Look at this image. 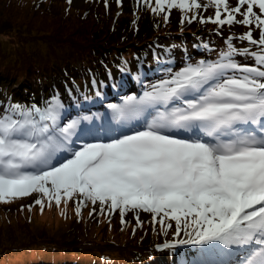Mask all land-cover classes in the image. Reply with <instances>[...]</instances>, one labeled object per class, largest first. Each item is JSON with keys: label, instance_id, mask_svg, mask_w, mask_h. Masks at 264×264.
Instances as JSON below:
<instances>
[{"label": "snow or ice", "instance_id": "6c2138e0", "mask_svg": "<svg viewBox=\"0 0 264 264\" xmlns=\"http://www.w3.org/2000/svg\"><path fill=\"white\" fill-rule=\"evenodd\" d=\"M144 2L165 22L178 9L182 24L247 26L238 39L250 47L229 37L215 59L168 67L109 103L101 124L55 94L0 109V203L38 194L41 211L74 202L78 217L90 203V215L127 226L131 213L137 227L146 213L165 236L174 222L158 251L198 248L185 264H264V0Z\"/></svg>", "mask_w": 264, "mask_h": 264}, {"label": "trees", "instance_id": "16d2710c", "mask_svg": "<svg viewBox=\"0 0 264 264\" xmlns=\"http://www.w3.org/2000/svg\"><path fill=\"white\" fill-rule=\"evenodd\" d=\"M56 3L55 12L50 5ZM204 27L210 51L180 18L165 22L164 15L154 14L144 0L139 4L122 0L114 8L91 5V9L74 8L62 0H0V41L4 35L13 43V48L0 45V109L11 103L40 106L52 97L53 85L70 92L73 85L84 89L91 108H97L98 92L108 99L113 95L108 76L119 93L126 94L131 85L125 84L128 79L141 80L142 73L160 68L163 62L215 59L227 40L210 32L221 27L212 23ZM162 71L148 80L153 83L164 77ZM101 81L106 85H100ZM20 204V198L0 203V264H185L198 252L196 246L163 251L142 248L143 225L133 232L132 224H127L116 233L117 215H99L88 226L78 224L77 228L83 227L79 234L63 237L50 229L52 211H40L38 205L29 211ZM6 206L14 210L6 212ZM33 210H37L34 216ZM83 212L87 216L88 211ZM46 219L48 224H43ZM111 222L115 227L109 229ZM174 232L171 229L167 237ZM164 236L156 225L152 247ZM107 244L117 248H96ZM174 251L176 257L171 256Z\"/></svg>", "mask_w": 264, "mask_h": 264}, {"label": "rangeland", "instance_id": "374dc122", "mask_svg": "<svg viewBox=\"0 0 264 264\" xmlns=\"http://www.w3.org/2000/svg\"><path fill=\"white\" fill-rule=\"evenodd\" d=\"M57 1V0H55ZM63 2H65V4L72 6L74 8H86V7H90L91 9V5H95V6H101V5H105V6H110L112 8H114L116 5H119L122 3V0H120V3H117V0H107V3H105V0H72V3L69 4L68 0H62ZM35 2H39V0H35ZM199 2L201 3H206L207 0H199ZM233 6H235V0H231ZM59 7V4H52L50 5V8L52 10H54L55 12L57 11ZM23 15H25L26 13H24L23 11H21ZM164 15V14H163ZM192 14H190L189 16H191ZM200 15L204 16L205 18H207L209 15H214V9H208V10H201ZM181 12L178 9H174L171 11V13L169 14V20H173V19H177L180 18L181 19ZM35 18V17H33ZM237 19H241V17L238 15ZM205 24L207 23H200L198 20L197 21H193V23L188 24L187 22H185V25L189 28L192 29L193 32H195V36L200 40L201 45L203 46H207L205 47L206 51H210L208 44H206V39H204V35H205ZM249 30V27L247 26H243V25H233L230 26L229 28H226L225 26L221 29H216V28H212L210 32L216 34V35H220L223 36L224 38H226L227 42H228V38L229 37H235L236 39L233 40L234 45L237 48H243V47H250V45H248L247 41H241L238 38L242 35H244L247 31ZM254 30V38L256 36H258V30ZM204 42V43H203ZM216 42V41H214ZM1 43L3 45H10L11 48H13V43L10 42V36H2V39L0 41V45ZM188 61H183L181 63H178L177 61L175 63H173V65L168 64V63H162V66H160V68L157 69H149L145 74H142L143 78L136 83L133 88L130 90V92L123 94L120 96V98H122L125 95H130V94H141L145 88L147 87L148 84L151 83V81H149L148 79L154 75V74H158L161 73L162 71V76H166L167 72L166 69L168 67H171L173 70H177L179 69L181 66H185L186 64H188ZM161 65V64H160ZM161 77V76H160ZM111 78L108 76L107 77V81L108 84L110 85L109 88H112L115 84L112 80H110ZM151 79V78H150ZM111 81L113 84H111ZM105 82V80H104ZM103 81L100 82V85L105 86L106 84ZM72 89L74 90V92H70L67 88L66 90L63 89V87H61L60 85H53L52 86V96L58 95L60 97V99L65 103L66 105V112L68 114H70L71 116H76L78 113H81V111L85 108L88 107L89 102H92L90 100V98H86V95L84 93V89H81L75 85L72 86ZM122 102L121 100H119L118 102L115 103H120ZM114 103V102H111ZM99 104V102H98ZM107 103L105 104V106H103L104 108L101 109H93L91 113L95 112L96 114H98L100 117L103 118L104 114L102 113L107 109L106 108ZM78 106V107H77ZM108 112V109L107 111ZM105 112V113H106ZM77 113V114H75ZM38 197V194H32L31 196L28 197H23L20 198L21 199V203L20 205H26V208L29 210V205H31V208H36L37 205H35L34 201L35 199ZM27 200V201H26ZM26 201V202H25ZM39 206V205H38ZM4 207V206H3ZM8 207V206H6ZM21 207V206H20ZM92 208L93 206L89 203L86 207H84L82 210L84 211H88L87 216H85V212L82 213L81 217L77 216L75 213V203L74 202H69L67 204V206L64 205V203L62 202L61 205L59 207H57L56 205L54 206V203L51 206H48L47 203L45 204V207L43 209L44 211H52L53 215L51 216V223H50V229L52 228L54 233L57 235H60L59 233H62V236H68L69 234L71 236L69 237H74L73 235H77L79 234V230L83 229L82 226L77 228V225H84V226H88L93 220H95L100 214L97 213H93L92 215H90L89 213L92 212ZM6 209V208H5ZM52 209V210H51ZM13 211V208L8 207L6 209V212L8 211ZM41 211V208H40ZM39 211V212H40ZM35 213H37V210H33L32 216L35 215ZM63 213V214H62ZM113 215H117L118 219H117V226L115 227L114 222H111L109 225V229L114 228L115 227V231L116 233H121V228L124 225H121L120 222V216L118 213L113 214ZM105 217H109L107 214H105ZM141 218L144 221L143 223V229H144V234H143V241H142V248H148L152 247L153 243L151 241V237H152V232L153 230V225L150 223L151 217L149 214L146 213H141ZM80 219V220H79ZM127 220V224H132L133 228L136 230L137 229V225L135 224L134 219L132 218V214L129 213L128 216L126 217ZM43 224H48V219H46V221L43 222ZM156 228V226H155ZM127 229V228H126ZM173 230H175L174 227V222H173ZM162 235L163 232L161 231ZM174 237H162L161 241L156 242L155 246H157L158 244L163 243L164 241H172ZM66 245V242L65 244ZM112 244H107V245H97L96 248H101V249H108L110 251L115 250L117 247L110 246ZM69 247V245H67ZM120 246V245H119ZM122 246H120L121 248ZM126 247H129V245H126ZM183 248H190V247H194V246H182ZM154 248V246H153ZM157 248V247H156ZM192 249V248H191ZM177 250V249H175ZM177 251H174L172 253V257H176ZM61 261V259H58L57 262Z\"/></svg>", "mask_w": 264, "mask_h": 264}]
</instances>
